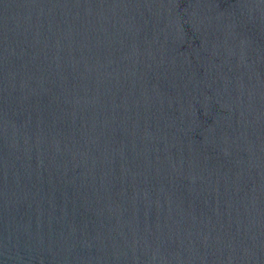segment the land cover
<instances>
[{"label":"water","instance_id":"1","mask_svg":"<svg viewBox=\"0 0 264 264\" xmlns=\"http://www.w3.org/2000/svg\"><path fill=\"white\" fill-rule=\"evenodd\" d=\"M0 264H264V0H0Z\"/></svg>","mask_w":264,"mask_h":264}]
</instances>
